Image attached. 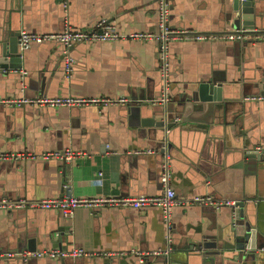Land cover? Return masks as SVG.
Returning a JSON list of instances; mask_svg holds the SVG:
<instances>
[{
    "label": "crops",
    "instance_id": "obj_1",
    "mask_svg": "<svg viewBox=\"0 0 264 264\" xmlns=\"http://www.w3.org/2000/svg\"><path fill=\"white\" fill-rule=\"evenodd\" d=\"M257 2V12L263 16L255 28L264 29V0ZM156 5V0H0V43L20 29L52 32L67 25L94 30L101 17L125 34L156 32ZM232 14V0H170L167 23L174 30L221 33L241 26L233 24ZM61 45L34 42L20 51V69L0 70V152L37 156L0 160V199L63 197L64 183L77 197L158 194L162 190L159 158L146 153L159 144L161 130L148 125L159 120V107L139 98L140 93L154 97L159 92L157 43L129 39L76 42L69 50L74 58L69 79L62 67ZM168 51L172 112H181L179 94L200 79L214 77L226 90L231 84L234 95L250 94L227 101L234 106L220 112L222 119L211 125L210 135L172 132L170 183L177 198L211 194L219 199L252 200L246 209L254 215L252 222L259 231L256 244L260 246L255 253L264 255V197H258L263 192L264 173L258 175V187L255 174L234 167L238 156L229 151L234 146L264 148V96L259 93L264 79V41L175 40ZM258 95L263 99H245ZM57 96L128 97L138 102L6 103L12 98ZM65 149L77 155L69 161L38 157ZM231 213L230 207H174V248L172 259L166 260L161 252L150 253L165 246L162 215L155 207H78L70 217L56 209H0V264H200L201 255L192 245L211 238L221 245L233 242ZM32 238L34 250L28 245ZM52 247L82 248L95 254L26 260L18 255ZM234 253L224 249L213 264H240ZM252 264H264V257H256Z\"/></svg>",
    "mask_w": 264,
    "mask_h": 264
},
{
    "label": "built area",
    "instance_id": "obj_2",
    "mask_svg": "<svg viewBox=\"0 0 264 264\" xmlns=\"http://www.w3.org/2000/svg\"><path fill=\"white\" fill-rule=\"evenodd\" d=\"M157 1V31L145 32L137 31L130 33H122L114 22L108 20L106 17H101L95 25L94 30H81L72 29L67 25L60 31L52 32H33L25 29H20L18 32L17 40L20 51H24L31 46L32 43L43 42H56L61 43L65 47V52L68 48L76 42H93V41H114V40H143V41H155L157 43V58H158V71L161 78L160 94L158 96L147 99L151 105L164 104L170 99V84H171V66L169 60V44L175 40H223V41H250L258 42L264 41V29L262 28H248L239 26L228 32L221 33H198L191 30H174L169 27L167 23L168 7L170 0H156ZM74 59L69 55L64 58V74L69 79L73 73ZM245 99L248 100H261L262 96H248ZM137 101V99H131L128 97L117 98H80L71 96H57V97H35V98H12L6 100L9 105L20 106L24 104H36L39 106L51 105V106H82L88 103H94L102 101L106 103L122 104L129 101ZM168 129H166V132ZM167 140H164L163 153L160 163V183L162 191L156 195H138L135 197L125 196H111V197H85V196H72L70 194V186L64 183L62 188L65 191L63 197L46 198L41 200H10L0 199V209L10 210L12 208H39V209H56L59 210L62 215L70 217L74 210L78 207L95 208L104 205L128 207L132 209H147L158 208L162 215V220L165 229V243L166 248L164 250H154L151 254H168L171 250L172 242V210L174 207L181 206L186 207L191 204L200 206H210L215 209L223 207H237V200L215 198L211 194H195L186 198H177L175 190L173 189L171 180V164L170 155L166 151ZM257 148L258 150L262 149ZM151 152V150H147ZM77 154L70 149H65L62 152L53 151L46 152L38 156L41 159L48 160L54 158L60 161H69ZM26 157H37L30 153H8L0 152V160H17ZM233 214V211H232ZM14 253H7V255H13ZM95 253L86 251L82 248H72L69 250L59 249L57 247L47 248L37 251H23L18 253L23 259L30 257H48V258H77L88 257Z\"/></svg>",
    "mask_w": 264,
    "mask_h": 264
},
{
    "label": "water",
    "instance_id": "obj_3",
    "mask_svg": "<svg viewBox=\"0 0 264 264\" xmlns=\"http://www.w3.org/2000/svg\"><path fill=\"white\" fill-rule=\"evenodd\" d=\"M257 5V0H232L233 14L230 15V17L233 24L248 28L258 25L257 21L261 16H263V12H257ZM17 35L18 32H12L7 40H4L0 43V70H17L22 67ZM71 47L72 46H70L68 51L65 52V47L61 45L63 70L65 56L69 55L72 57L69 51ZM260 82L259 93L264 96V79L260 80ZM257 84L258 83H256V85ZM160 87L161 84L159 86V92L156 96L160 94ZM226 87L227 86L225 84H222V81L217 80L214 77L211 79H200L195 84L186 86L183 92L179 94L178 103L181 107V112L174 113L172 112L169 103L173 97L172 86L170 84V99L164 104L162 103L154 105L159 107V120L157 122L153 121L152 123L149 121L148 125L154 124L157 129H160L161 136L158 138V147L156 149L148 148L151 150V152H147L146 154H154L159 158V180L160 163L162 159V153L164 151V140H167L166 151L171 157L170 145L172 132H174L176 129H179L182 133L187 134L191 131H203L207 135H210L211 125L217 123L218 118L222 119L220 118V112H226L228 106L233 105L227 101L239 98L240 95L242 96L243 94L250 95L249 93L245 92H242L243 94L239 92L240 94L237 93V95H234V92H232L234 91L233 86L229 84V88H227V90L225 89ZM237 87H239V85H237ZM227 92L230 93L227 94ZM139 98L151 99L152 97H147L140 93ZM166 129H168L167 132ZM229 151L233 155L236 154L238 156V161L234 164V167L242 168L244 172L255 174L257 186L260 187L258 175L261 172L264 173V148L256 150V148L243 149L239 146H234L229 148ZM161 191L162 190H160L158 193ZM258 197H264V188L263 192L259 194ZM250 203H252V200H240L237 201V207H230L231 211H233V214L231 213L232 215L229 224V231L232 232L233 242H227L221 245L217 243L216 240L211 238L206 240L205 243H198L197 247L192 245V249H195L194 251L201 255L200 264H213V261L218 259L219 254L221 257L224 249L235 250L233 257L240 264H252L256 257H264V255L261 253H255V249L260 246L256 244L259 231L252 222V217L254 215L248 212V209H246V206ZM258 205L259 202H256V206ZM59 230L63 231L64 229L60 228ZM34 244V238L28 241V245L31 250L35 249ZM170 244L171 250L168 252V254H163L165 255L166 260L172 259L171 253L174 248V244L172 242ZM166 246L167 245L165 243L164 249ZM208 248H213L214 250H206Z\"/></svg>",
    "mask_w": 264,
    "mask_h": 264
}]
</instances>
